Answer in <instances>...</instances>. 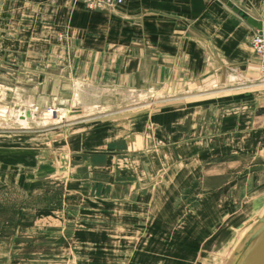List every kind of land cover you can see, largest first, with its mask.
Listing matches in <instances>:
<instances>
[{
	"label": "crops",
	"instance_id": "0c3cea01",
	"mask_svg": "<svg viewBox=\"0 0 264 264\" xmlns=\"http://www.w3.org/2000/svg\"><path fill=\"white\" fill-rule=\"evenodd\" d=\"M226 1L126 0L89 10L79 0H0V24L29 25L16 39L66 33L75 41L54 48L58 65L72 62L71 80L116 95L148 86L174 93L153 110L128 108L55 140L61 149L42 157L54 169L45 182H74L76 208L26 209L34 215L26 231L75 248L76 264H122L129 248L130 264H175L224 248L229 233L264 213V73L251 44L257 29L246 21H264V0H230L244 14ZM0 85V96L14 89ZM15 93L13 113L39 106L23 110ZM148 134L159 148L145 154ZM119 157L140 163L145 176L117 167ZM19 216L17 224L26 221Z\"/></svg>",
	"mask_w": 264,
	"mask_h": 264
},
{
	"label": "rangeland",
	"instance_id": "374dc122",
	"mask_svg": "<svg viewBox=\"0 0 264 264\" xmlns=\"http://www.w3.org/2000/svg\"><path fill=\"white\" fill-rule=\"evenodd\" d=\"M21 11H24V7L21 8ZM27 26L29 27L25 23H14V25L9 23L0 24V36L4 39L0 40V82L9 84L14 88L1 93L0 106L7 105L14 109L15 103L19 102V95H16L15 89L19 88L21 98L24 100L23 105H21L23 110L28 108L30 103L34 106L39 105V109L44 108V112L46 110V112L52 113L55 112L56 108L71 106L72 96L78 100L79 105L81 103L96 104L98 106L108 105L109 109L107 110L108 112L95 116L83 117L81 115L80 118L70 121L65 118L64 122L61 120L60 125L54 123L56 125L48 124L47 127H41L40 124L32 122L28 128H23L12 123L11 127L17 126V128L0 130V264H76L75 248L67 245L68 247H64L63 251L52 246L48 238H40V231L34 232L31 228L26 231L24 228L25 224L33 223L34 217L26 209H37L36 211L39 212L38 208L54 207L62 210L76 208V193H74L76 192V184L68 181L46 183L47 177L54 169L48 166V163L42 160V157H50L52 154L54 155L53 150L61 149L57 148L55 140L73 130L72 128L90 129L94 127L92 125H96L94 124L96 121L109 116L120 115L118 113H122L123 110L128 108H136L138 106L136 110L155 109L157 103L168 98V89H158L149 86L142 88L144 90L143 93H146L144 101H147L140 104H135L132 100L124 101L125 98L137 92L119 90L120 95H116L115 91L106 87L94 88L92 84L89 85L82 82H76L75 89L72 91L69 87H71L73 80L65 73V70H70L72 62L68 63L66 61L64 62L66 63L65 65H58L61 62L57 61V56L55 55L57 54V49H60V51L61 48L67 49L75 41H72L69 37L68 41H66V33H62L63 37L51 38L48 41H42V39L31 40L25 37L16 39L18 34L19 36L26 35ZM33 26L40 29V25ZM47 26L56 28L57 25L51 24ZM54 32L55 30L51 29L49 34L52 35ZM12 47H15V49L11 50ZM54 48H56L55 52ZM46 49L49 50V55L48 61L45 60L44 63L42 59H45L46 56L42 57L40 53H45ZM32 55H38L40 58L37 56V60H32L35 58ZM27 61L28 64L25 65ZM41 64H48L46 71L41 70ZM59 67L63 68L61 69L62 71L58 72ZM67 77L69 79H65ZM152 92L154 94H151ZM159 96H162V98L158 99ZM55 97L59 99H54ZM105 97L110 98L109 102L105 101L107 98L103 100ZM16 106L18 107V105ZM33 109H31V112H34ZM10 111L5 110L4 112L6 115H13L14 113ZM104 125L105 123H98L96 127ZM148 139L153 142L154 148H149ZM148 139L145 143L147 148L143 149L148 151L145 154L159 148L158 140L156 141L151 134ZM95 149H100V147ZM70 161L71 163H76V158L71 156ZM115 163L117 167H122L130 175L135 177L145 176V173L139 167L140 163H130L124 161L121 157L117 158ZM256 215L249 217V221L242 227L244 228L243 230L232 232L231 235L229 233L231 238L224 248L219 250L210 249L208 251L202 249L198 257L197 253L188 262L182 261L175 264H227L234 247L240 240L239 234H242L243 231L250 227L247 225L255 219ZM18 216L24 217L26 221L17 224L16 218ZM133 250L134 248L128 249L126 255L123 256L127 257V259L122 264H130ZM164 252L165 250H162V255ZM166 259L161 257V262L158 264H174Z\"/></svg>",
	"mask_w": 264,
	"mask_h": 264
},
{
	"label": "bare ground",
	"instance_id": "6f19581e",
	"mask_svg": "<svg viewBox=\"0 0 264 264\" xmlns=\"http://www.w3.org/2000/svg\"><path fill=\"white\" fill-rule=\"evenodd\" d=\"M76 82H78V81H73V83H72V86H71L72 91H74V89H75ZM88 84L91 85L90 83H88ZM2 88H3V86L0 85V89H2ZM145 94L146 93H143V92H137V93L133 94L132 96L125 98L124 101H131V100L134 101V99H138V100H135L134 103L140 104L142 102L147 101V100L144 101V99H146V98H144V97H146ZM151 94H154V92H152ZM160 98H162V96L161 97L159 96L158 99H160ZM72 99H73V101L71 103V106L70 105L68 106L69 108L68 107L67 108H60L59 107V108H56L55 112H52V113H48V112H46V110L44 112V108L39 109V106H37L36 108L33 107L34 112H31V109H27L21 113H20V111H17L13 115H10V114L6 115L4 111L5 110L10 111L12 108L10 106H7V105L0 106V130H5L8 128H14V127L17 128V126L11 127V125H13V124L18 125V127L28 128V126L31 125L32 122L34 124H40L41 127H45V126L47 127L48 124H53V125L59 124L60 125L61 120H63V122H64L65 118H66V120L70 121L73 119L80 118L81 115H83V117L84 116H95L97 114H101L104 112L106 113V111L109 109L108 105L98 106L96 104L92 105V104H88V103H84V104L81 103L79 105L78 100L76 98H72ZM56 111H57V114H56ZM29 118H31V120H29ZM54 123H56V124H54ZM2 126H3V128H2ZM6 126H8V127H6ZM72 129H75V128H72ZM150 143L151 142L148 143L149 147H150ZM144 148H147V146H145ZM250 223H248L247 226H249ZM243 229L244 228H242L241 230H243ZM246 231L244 232V234L246 233ZM243 235H242V237H243Z\"/></svg>",
	"mask_w": 264,
	"mask_h": 264
},
{
	"label": "water",
	"instance_id": "95a60500",
	"mask_svg": "<svg viewBox=\"0 0 264 264\" xmlns=\"http://www.w3.org/2000/svg\"><path fill=\"white\" fill-rule=\"evenodd\" d=\"M226 4L235 12L244 14L232 1L227 0ZM246 21L257 30L264 31L263 20L246 15ZM172 94H174L172 90L168 89V96ZM249 226L233 249L227 264H264V213L256 216Z\"/></svg>",
	"mask_w": 264,
	"mask_h": 264
},
{
	"label": "built area",
	"instance_id": "2783aa9c",
	"mask_svg": "<svg viewBox=\"0 0 264 264\" xmlns=\"http://www.w3.org/2000/svg\"><path fill=\"white\" fill-rule=\"evenodd\" d=\"M89 10L114 9L123 5L126 0H80ZM254 53L260 61L261 71L264 73V31L257 30L251 39Z\"/></svg>",
	"mask_w": 264,
	"mask_h": 264
}]
</instances>
